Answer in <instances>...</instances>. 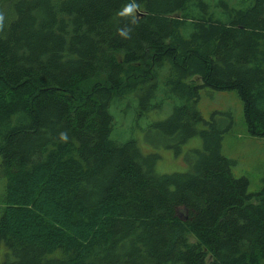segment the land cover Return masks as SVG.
<instances>
[{
  "label": "trees",
  "instance_id": "obj_1",
  "mask_svg": "<svg viewBox=\"0 0 264 264\" xmlns=\"http://www.w3.org/2000/svg\"><path fill=\"white\" fill-rule=\"evenodd\" d=\"M128 2L0 0V264H264V186L220 153L230 113L194 107L235 91L264 136V0H137L125 40ZM161 89L175 100L151 127L202 140L183 172L112 137V102L141 115Z\"/></svg>",
  "mask_w": 264,
  "mask_h": 264
},
{
  "label": "rangeland",
  "instance_id": "obj_2",
  "mask_svg": "<svg viewBox=\"0 0 264 264\" xmlns=\"http://www.w3.org/2000/svg\"><path fill=\"white\" fill-rule=\"evenodd\" d=\"M164 92V89H161L159 94L164 97ZM174 100L175 97H164L158 108L137 116L131 108L122 110L119 105H113V102L110 105L113 118L112 137L120 141L129 137L134 139L142 155L154 156L153 170L159 174L188 170L195 155L194 151L202 147V140L198 135L172 146V141L151 127L150 123L167 117ZM194 107L203 120H208L214 111L230 113L232 125L221 138L220 153L233 161L231 166L233 177L247 178V191L256 192L263 187L264 136H251L247 133L242 118L241 102L236 92L201 87L198 89V99ZM3 184L4 181L0 177V196L3 193ZM4 251L3 245L0 244V262L4 259Z\"/></svg>",
  "mask_w": 264,
  "mask_h": 264
},
{
  "label": "clouds",
  "instance_id": "obj_3",
  "mask_svg": "<svg viewBox=\"0 0 264 264\" xmlns=\"http://www.w3.org/2000/svg\"><path fill=\"white\" fill-rule=\"evenodd\" d=\"M141 12V5L137 0H129L128 3L122 5L121 9L116 13L120 18L129 19V24L131 26L125 25L117 29V34L125 40L131 39V34L134 30V26L139 21L138 13ZM5 28V15L3 12H0V31H3ZM68 135L66 132H60L58 135L59 142L66 143L68 142Z\"/></svg>",
  "mask_w": 264,
  "mask_h": 264
}]
</instances>
